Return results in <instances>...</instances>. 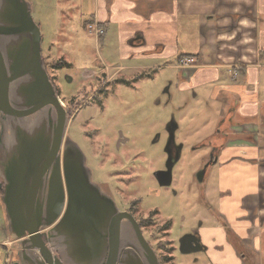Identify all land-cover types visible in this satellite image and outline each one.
<instances>
[{"label": "rangeland", "instance_id": "1", "mask_svg": "<svg viewBox=\"0 0 264 264\" xmlns=\"http://www.w3.org/2000/svg\"><path fill=\"white\" fill-rule=\"evenodd\" d=\"M25 1L40 30L47 74L67 109L65 135L83 153L91 181L109 187L119 210L130 208L160 264H211L202 244L199 251L183 252L181 240L197 235L200 242V228H215L220 220L218 163L207 158L213 142L209 138L216 135L227 106L209 99V86L185 87L178 70L168 67L174 61L128 68L126 58L118 59L115 39L103 43L102 36L84 30L92 0ZM259 64L250 73L238 74L245 90L250 89L246 79L252 83L254 97L245 99L242 88L236 102L246 114L264 102V62ZM120 135L124 140L118 146ZM238 138L230 134L225 140ZM166 170L171 183L161 186L156 173ZM220 224L226 237L232 234ZM8 239L0 200V264L7 260L2 244ZM10 255L7 264L18 263L14 247Z\"/></svg>", "mask_w": 264, "mask_h": 264}, {"label": "water", "instance_id": "2", "mask_svg": "<svg viewBox=\"0 0 264 264\" xmlns=\"http://www.w3.org/2000/svg\"><path fill=\"white\" fill-rule=\"evenodd\" d=\"M40 45L28 3L0 0V200L16 264H159L65 135L66 110ZM156 179L168 186L171 172ZM201 249L197 235L181 240L183 252Z\"/></svg>", "mask_w": 264, "mask_h": 264}, {"label": "crops", "instance_id": "3", "mask_svg": "<svg viewBox=\"0 0 264 264\" xmlns=\"http://www.w3.org/2000/svg\"><path fill=\"white\" fill-rule=\"evenodd\" d=\"M89 23L101 26L96 38L103 43L115 39L128 68L174 61L168 67L178 70L185 87L209 86V99L227 106L216 132L226 141L215 150L220 220L215 228H200V244L211 264H264V102L253 114L236 108L242 88L245 99L254 97L250 79L245 90L238 74L264 62V0H92L83 27L94 36ZM186 58L194 64L182 67ZM230 134L240 138L225 140ZM220 223L232 231L240 253Z\"/></svg>", "mask_w": 264, "mask_h": 264}, {"label": "flooded vegetation", "instance_id": "4", "mask_svg": "<svg viewBox=\"0 0 264 264\" xmlns=\"http://www.w3.org/2000/svg\"><path fill=\"white\" fill-rule=\"evenodd\" d=\"M42 55V54H41ZM42 59H43V63H44V67H45V65H46V63H45V60H44V58H43V55H42ZM46 69V68H45ZM47 72V71H46ZM49 79H50V81H51V78L49 77ZM52 82V81H51ZM53 84V83H52ZM53 86H54V84H53ZM54 88H55V86H54ZM55 91H56V88H55ZM66 114H67V109H66ZM69 115H71L72 114V112L71 111H69V113H68ZM219 136L220 135H214V136H212V137H210L209 139H212L213 140V142H216V143H214L213 144V142L211 143L210 141H209V144H211V146H210V153H209V155H208V158H207V162L208 163H210V164H214L215 165V163H212V162H214V161H216L217 162V157H216V154H215V150H216V147L217 146H221L225 141H224V139H223V137H221V138H219ZM225 138V137H224ZM123 137L120 135V137L118 138V146L123 142ZM211 140V141H212ZM0 183H1V179H0ZM104 184H102V185H100V189L104 192V193H106L107 195H109V196H111L112 198H113V195H111L112 193H111V191H110V189H109V187H106V185L105 186H103ZM0 193H1V191H0ZM114 200V199H113ZM115 202V201H114ZM119 211H123V212H127V213H129L130 215H131V211H130V208H127V209H122V210H119ZM136 220V219H135ZM137 221V223L139 224V226H140V228L142 227V225H141V222L140 221H138V220H136ZM166 225H167V223H166ZM45 230V229H44ZM43 230V231H44ZM47 230V229H46ZM227 230H229V229H227ZM191 236V235H190ZM227 237H231V239L232 240H230L229 238V241L234 245V248H235V250L238 252V253H240V251H239V248H238V246L234 243V240H233V235L232 234H227ZM157 256V255H156ZM158 259V258H157ZM158 261L159 262H161L160 261V259H158ZM107 262V261H106ZM160 264V263H159Z\"/></svg>", "mask_w": 264, "mask_h": 264}, {"label": "built area", "instance_id": "5", "mask_svg": "<svg viewBox=\"0 0 264 264\" xmlns=\"http://www.w3.org/2000/svg\"><path fill=\"white\" fill-rule=\"evenodd\" d=\"M87 31L91 34H93L94 36H99L103 33V29L101 28V26L97 25V24H94V23H89L87 25ZM195 62V59L194 58H186V59H183L181 61V66L182 67H189L190 65L194 64ZM4 245L3 247L5 248L6 250V259L7 260H11V255H10V250L11 248L13 247V242L8 240V242L2 244ZM7 247V248H6ZM7 260L5 261L4 264H7Z\"/></svg>", "mask_w": 264, "mask_h": 264}, {"label": "trees", "instance_id": "6", "mask_svg": "<svg viewBox=\"0 0 264 264\" xmlns=\"http://www.w3.org/2000/svg\"><path fill=\"white\" fill-rule=\"evenodd\" d=\"M59 65H60V63H57L54 67H58ZM167 225H168V224H167ZM167 225H166V226H167ZM167 227H168V226H167Z\"/></svg>", "mask_w": 264, "mask_h": 264}]
</instances>
